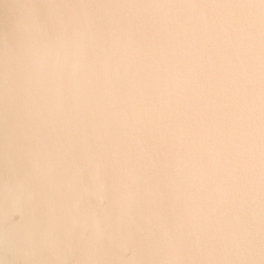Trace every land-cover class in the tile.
<instances>
[{
  "label": "water",
  "instance_id": "1",
  "mask_svg": "<svg viewBox=\"0 0 264 264\" xmlns=\"http://www.w3.org/2000/svg\"><path fill=\"white\" fill-rule=\"evenodd\" d=\"M0 264H264V0H0Z\"/></svg>",
  "mask_w": 264,
  "mask_h": 264
}]
</instances>
